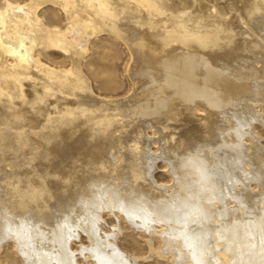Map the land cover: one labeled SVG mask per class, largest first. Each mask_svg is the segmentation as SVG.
I'll return each instance as SVG.
<instances>
[{"label":"bare ground","instance_id":"bare-ground-1","mask_svg":"<svg viewBox=\"0 0 264 264\" xmlns=\"http://www.w3.org/2000/svg\"><path fill=\"white\" fill-rule=\"evenodd\" d=\"M102 32L131 51L128 95H97L83 71ZM0 52V246L24 264H138L106 212L170 264H264V0H4Z\"/></svg>","mask_w":264,"mask_h":264},{"label":"rangeland","instance_id":"rangeland-1","mask_svg":"<svg viewBox=\"0 0 264 264\" xmlns=\"http://www.w3.org/2000/svg\"><path fill=\"white\" fill-rule=\"evenodd\" d=\"M12 1H19V3H23L27 0ZM45 4L42 5L45 7H39L40 9H38V13L41 12L39 14L44 18L45 21L53 22L57 25V27L63 28L65 26V20L62 12H59L60 7L58 5L55 6V4L53 3H47V5ZM3 5L4 0H0V7L2 8ZM57 7L59 8L57 9ZM230 15H232V12ZM240 38L241 37L236 36V39ZM40 47L41 45L36 48L35 54L40 57L43 63L54 68L58 67L59 69L69 68L71 61L67 56L65 57V54L62 53L61 50L59 52V50L56 48L43 49L41 47L42 49H40ZM131 58L132 55L128 46L121 39L116 38L112 34L110 35L109 33L106 34V32H102V34L100 33V35L92 37V40H90L89 43V51L82 62V68L86 76L89 78L91 87L94 92L97 95H102L101 97L105 96L106 98H116L119 96L121 97L132 92L133 82L129 75ZM257 110L262 111V119L260 117V120H256L253 122L252 130L254 133L252 138H254L253 141L255 140L257 146L261 148V153L264 157V110H261V108L259 107L257 108ZM147 133H149V136L154 138V141H152L150 148L151 151L155 152V150L158 149L157 147H159V143L157 142V144L155 142V138H158L159 134L153 135L152 129H148ZM256 135L258 138H256ZM158 152H160V150ZM158 161L159 162H157V169L154 172V177L158 182L160 180L159 183H167L168 180L169 183L171 180L168 172L165 170V163L161 159H159ZM250 186L251 188L259 189V186L255 181L250 182ZM120 218L121 219H117L113 214L107 215V213L104 212L102 231L109 232L114 225L121 224L119 226H121L122 228L124 226V230L119 234L117 241L123 250L125 249L127 252H129V254H135V256L138 257V264H170L169 261H167L168 259L162 257L159 258L156 255L154 256V254L149 251L146 245L147 243L145 242L150 238V236L148 237L149 234H146L147 232L139 230V228H137L135 225L133 226V224L128 219H124L122 215ZM131 225L133 228L131 227ZM153 240L152 242L154 246H158V240L156 238H153ZM81 243L85 245L89 243L88 239H86V234L82 231L80 232L79 238L75 239L72 242V246L74 249H76L80 246ZM1 245L0 264H24L20 253L15 247V242L13 240L7 239L2 242ZM151 254L153 255L151 256ZM79 260L82 262L84 261L81 255Z\"/></svg>","mask_w":264,"mask_h":264}]
</instances>
